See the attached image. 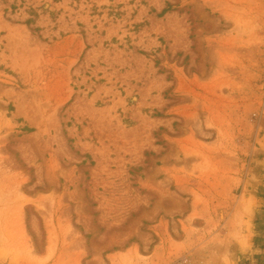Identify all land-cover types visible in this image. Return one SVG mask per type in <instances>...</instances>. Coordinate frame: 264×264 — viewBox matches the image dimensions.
<instances>
[{"label": "rangeland", "instance_id": "1", "mask_svg": "<svg viewBox=\"0 0 264 264\" xmlns=\"http://www.w3.org/2000/svg\"><path fill=\"white\" fill-rule=\"evenodd\" d=\"M0 264H264V0H0Z\"/></svg>", "mask_w": 264, "mask_h": 264}]
</instances>
